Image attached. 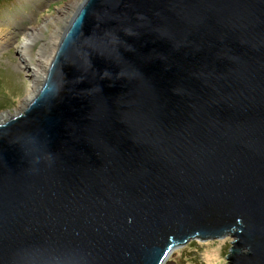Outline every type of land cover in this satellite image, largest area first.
Segmentation results:
<instances>
[{
	"label": "water",
	"instance_id": "obj_1",
	"mask_svg": "<svg viewBox=\"0 0 264 264\" xmlns=\"http://www.w3.org/2000/svg\"><path fill=\"white\" fill-rule=\"evenodd\" d=\"M264 264V0H84L0 124V264Z\"/></svg>",
	"mask_w": 264,
	"mask_h": 264
},
{
	"label": "rangeland",
	"instance_id": "obj_2",
	"mask_svg": "<svg viewBox=\"0 0 264 264\" xmlns=\"http://www.w3.org/2000/svg\"><path fill=\"white\" fill-rule=\"evenodd\" d=\"M70 1L76 3L73 8L67 7ZM83 1L0 0V112L14 113L25 107L26 90L31 81L36 79L40 85L45 81L47 72L33 74L25 67L23 49L30 47L32 64H37L40 55L49 56V50H55V42L51 41L53 32L62 38ZM62 8L69 10L63 14ZM233 241L229 234L192 238L177 246L167 260L175 264H229L227 255Z\"/></svg>",
	"mask_w": 264,
	"mask_h": 264
},
{
	"label": "bare ground",
	"instance_id": "obj_3",
	"mask_svg": "<svg viewBox=\"0 0 264 264\" xmlns=\"http://www.w3.org/2000/svg\"><path fill=\"white\" fill-rule=\"evenodd\" d=\"M75 1H70L69 2V5L67 6L68 8L70 7H74L75 5ZM72 7V8H73ZM68 8H62V12L63 14L67 13V11L69 10ZM57 19H60V15L57 17ZM40 29V27H39ZM61 40L60 39V35L58 32L54 31L53 34H52V37H51V41L52 42H55L53 46H55V50H49V56L47 57H44L43 55H40L39 58L37 59V64H32L31 63V59H30V56H29V48L28 49H23V64L25 65V67H28L29 70L33 73V74H38V71H42V72H47L48 70V67L50 66V63H51V60L55 54V51L57 49V46H58V41ZM60 42V41H59ZM32 66V67H31ZM29 71V72H30ZM47 74V73H46ZM42 84L40 85V83H38V81L35 79L33 81H31L30 83V86L27 88L26 90V96H25V100L27 101L28 100V103L31 101V99H33L35 97V95L37 94V92L40 90ZM27 106V104L25 105V107ZM25 107H22L20 108L18 111H15L14 113H10V112H0V124L2 123H5L8 119L10 118H13L15 116H18L20 113L23 112V110L25 109ZM176 247H172L168 253L166 254V260L168 259V257L170 256V254L173 252V250L175 249Z\"/></svg>",
	"mask_w": 264,
	"mask_h": 264
}]
</instances>
